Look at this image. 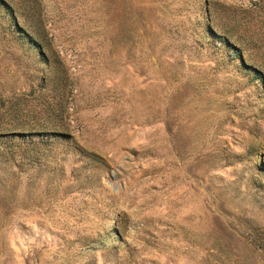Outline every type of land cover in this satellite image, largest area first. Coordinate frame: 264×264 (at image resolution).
I'll return each mask as SVG.
<instances>
[{"label":"rangeland","instance_id":"rangeland-1","mask_svg":"<svg viewBox=\"0 0 264 264\" xmlns=\"http://www.w3.org/2000/svg\"><path fill=\"white\" fill-rule=\"evenodd\" d=\"M0 264H264V0H0Z\"/></svg>","mask_w":264,"mask_h":264}]
</instances>
